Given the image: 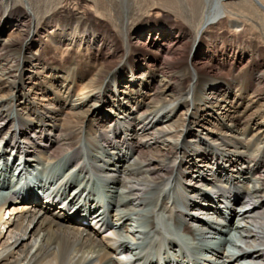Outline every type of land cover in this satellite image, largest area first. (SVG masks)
I'll return each mask as SVG.
<instances>
[{"label":"bare ground","instance_id":"obj_1","mask_svg":"<svg viewBox=\"0 0 264 264\" xmlns=\"http://www.w3.org/2000/svg\"><path fill=\"white\" fill-rule=\"evenodd\" d=\"M129 2L124 17L120 0H0V156L16 153L26 167L64 162L84 175L82 192L95 175L106 179L132 235L106 237L61 203L35 205L6 190L0 264H127L119 248L143 264L135 246L161 256L165 241L183 253L166 240L165 222L194 240L221 230L216 245L264 264V0ZM247 62L250 70L231 79ZM69 176L54 187H81ZM238 188L250 205L198 206L210 190L230 199ZM245 208L243 227L225 222ZM141 223L151 228L146 251Z\"/></svg>","mask_w":264,"mask_h":264},{"label":"rangeland","instance_id":"obj_2","mask_svg":"<svg viewBox=\"0 0 264 264\" xmlns=\"http://www.w3.org/2000/svg\"><path fill=\"white\" fill-rule=\"evenodd\" d=\"M44 1L46 2V3H44ZM47 1H48V4H47ZM130 0H120V6H121V11H123V13H124V17H127V14H128V11H129V5H128V3H130L129 2ZM50 0H42V5H44V6H49L50 5ZM149 6V5H148ZM164 19H168V20H174V17L172 16V15H170V14H164V16H162ZM146 20H147V18H145ZM5 39V38H4ZM233 43H232V41L231 40H228V46H232L233 47ZM253 48H256L255 46L253 47ZM249 54L248 55H250L251 53L250 52H248ZM32 54H34V55H36V54H39L38 53V51L36 50V49H33L32 50ZM264 58V55H263V57H262V59ZM264 60V59H263ZM248 70H250V64L247 62V63H244L241 67H239L238 68V70H237V72H234V74H231V79L232 78H234V76L233 75H235V74H246L247 73V71ZM241 71V72H240ZM192 73H195L194 72V70L192 71ZM225 78V77H224ZM230 78V77H229ZM200 103V104H204V102L203 101H200L199 99H197V98H195V97H193V104L192 105H194V103L196 104V103ZM221 106H223V104L221 103L220 104ZM218 106V108H214V111H213V114L215 115L216 114V116L217 117H220V115L218 114L219 112H221V111H223V110H221V106ZM263 105H264V102H263ZM245 106V105H244ZM195 106H193L192 107V110H191V112L189 113V115H188V118L189 117H193V118H195V121L196 120H198V118H200V117H198V114H196V110H195ZM244 109V107L241 109V111ZM248 111V110H247ZM255 111H256V109H253V110H250L249 111V113L248 114H250V115H255ZM253 113V114H252ZM200 114V113H199ZM202 116H204V117H206V114H205V112H203L202 113ZM207 117H208V115H207ZM199 127H195V128H193V129H198ZM8 138V137H7ZM90 149H91V151L90 152H92L93 154H97V155H102L103 153H104V151H102V150H97V149H93V148H91V147H89ZM102 153V154H101ZM104 156V155H103ZM38 161V160H37ZM38 163H40V165L41 164H44V165H46L45 163H42V161L41 160H39L38 162H36V164H35V166H39L38 165ZM31 164H32V162H31ZM34 166V165H33ZM71 170L72 169H70L69 167H67L66 169H65V171L66 172H68V174H70L71 173ZM74 172V171H73ZM64 176H66L65 174L64 175H62V177L64 178ZM81 176V177H80ZM84 175H81V173H79V172H77V177H75V178H73V179H71V180H68V179H70L69 177H68V179H63L64 180V182H63V184L65 183V182H67V180L68 181H75L74 183L75 184H79V185H84L85 183L84 182H82V180H83V177ZM62 177H59L60 179L62 178ZM83 177V178H82ZM59 179V180H60ZM58 180V179H57ZM213 182H215L214 180L212 181V183ZM244 182V181H243ZM84 183V184H83ZM211 183V184H212ZM60 186H62V185H60ZM85 186V185H84ZM3 193H5V191H2V190H0V200L1 199H3L6 195H4ZM4 195V196H3ZM76 199V198H75ZM151 210H153V207L152 206H150V207H146L145 209H144V213H146V212H150ZM232 224H234L233 222H232ZM175 226V225H174ZM137 227H139V229H140V231H144V232H150V226H149V224L148 223H141V224H138L137 225ZM176 228H177V226H175ZM126 229V228H125ZM124 229V230H125ZM182 231V230H181ZM125 233H126V235L130 238H132V235L130 236L129 234H128V232L127 231H124ZM122 235H123V232H122ZM139 234H137V239L138 238H140L141 239V235H139ZM189 235V234H188ZM143 238H146V237H144L143 236ZM214 241L213 242H216V240L215 239H213ZM190 242V241H189ZM222 245V244H221ZM221 245L218 243L217 245H212L213 246V248L215 249V248H219V246L221 247ZM192 247H193V249L195 250V251H198V249H199V247H200V244H198V243H193L192 245H191ZM202 246H204V245H202ZM208 247H211V245H209ZM209 249V248H208ZM210 252H211V250H209Z\"/></svg>","mask_w":264,"mask_h":264}]
</instances>
